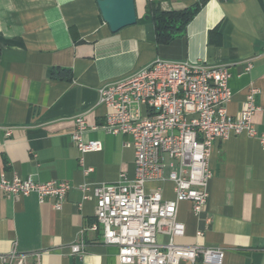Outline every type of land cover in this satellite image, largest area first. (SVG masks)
Returning <instances> with one entry per match:
<instances>
[{"label": "crops", "instance_id": "0c3cea01", "mask_svg": "<svg viewBox=\"0 0 264 264\" xmlns=\"http://www.w3.org/2000/svg\"><path fill=\"white\" fill-rule=\"evenodd\" d=\"M96 1L0 0V176L71 186L58 211L52 197L40 203L33 193L23 197L0 190V257L15 250L40 253L38 264H119L117 248L103 245L100 233L89 230L95 200L91 193L84 200L81 188L116 184L122 175L132 179L134 152L125 146L131 139L88 130L84 139L100 142L102 149L84 156L92 169L84 175L71 134L76 116L89 126L104 124L106 109L98 101L103 84L155 59L227 65L228 116L238 118L247 89L254 86L258 111L252 120L264 134V0H207L184 34L166 45L155 41L150 4L181 11L201 0H135L137 23L115 34ZM60 70L70 72L69 78L56 74ZM209 169L203 212L197 216L191 203L178 204L185 232L175 243L221 249L222 264H264V148L246 136L218 140ZM164 198H173L169 183ZM81 232L86 252L70 256L68 246ZM34 263L31 257L26 264Z\"/></svg>", "mask_w": 264, "mask_h": 264}, {"label": "built area", "instance_id": "2783aa9c", "mask_svg": "<svg viewBox=\"0 0 264 264\" xmlns=\"http://www.w3.org/2000/svg\"><path fill=\"white\" fill-rule=\"evenodd\" d=\"M250 68L248 66L247 70ZM227 65H205L155 59L148 66L124 78L103 84L98 101L106 109L101 126H89L82 116L75 117L71 142L78 152L83 174L84 156L100 152L98 141L85 140L88 130L101 129L112 136H128L126 147L134 152V175H122L116 184L84 185L83 199L91 193L95 200V222L89 230L99 232L101 243L117 248L119 264H222L224 251L200 246H181L185 226L177 219L179 203L189 202L199 216L208 200L211 179L209 158L216 141L233 136L256 138L264 148V134L253 123L258 111L257 88L249 86L245 105L238 118L228 116L231 101ZM172 185L173 198H164V185ZM156 184L155 188L149 185ZM66 182L37 183L31 178L0 176V190L10 195L36 194L40 203L54 198L60 210L70 190ZM165 236L164 244L158 238ZM82 232L68 246L70 256L86 252ZM40 253L12 250L0 260L3 264H26Z\"/></svg>", "mask_w": 264, "mask_h": 264}, {"label": "trees", "instance_id": "16d2710c", "mask_svg": "<svg viewBox=\"0 0 264 264\" xmlns=\"http://www.w3.org/2000/svg\"><path fill=\"white\" fill-rule=\"evenodd\" d=\"M206 1L201 0L199 3L181 11H163L158 4H150L148 18L154 26L156 43L158 45H166L174 39L181 37L185 32L187 24ZM52 73L51 76L54 77V73ZM63 73L65 77L69 78L70 72L65 70H60L56 74Z\"/></svg>", "mask_w": 264, "mask_h": 264}, {"label": "water", "instance_id": "95a60500", "mask_svg": "<svg viewBox=\"0 0 264 264\" xmlns=\"http://www.w3.org/2000/svg\"><path fill=\"white\" fill-rule=\"evenodd\" d=\"M96 4L112 34L137 23L135 0H97Z\"/></svg>", "mask_w": 264, "mask_h": 264}]
</instances>
